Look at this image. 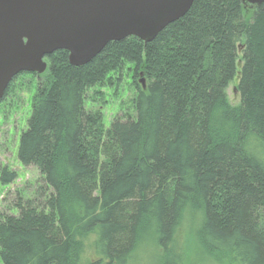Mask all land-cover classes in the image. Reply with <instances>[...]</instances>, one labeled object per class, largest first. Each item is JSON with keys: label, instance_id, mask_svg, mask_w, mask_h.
I'll list each match as a JSON object with an SVG mask.
<instances>
[{"label": "trees", "instance_id": "16d2710c", "mask_svg": "<svg viewBox=\"0 0 264 264\" xmlns=\"http://www.w3.org/2000/svg\"><path fill=\"white\" fill-rule=\"evenodd\" d=\"M46 60L17 155L53 193L0 214L3 264H137L149 252L158 264H264V3L194 0L148 43L111 41L83 66L67 50ZM125 72L135 115L107 127L88 106ZM23 75L36 74L17 75L0 106Z\"/></svg>", "mask_w": 264, "mask_h": 264}, {"label": "water", "instance_id": "95a60500", "mask_svg": "<svg viewBox=\"0 0 264 264\" xmlns=\"http://www.w3.org/2000/svg\"><path fill=\"white\" fill-rule=\"evenodd\" d=\"M194 0H0V101L23 72L44 73L47 56L69 52L83 66L111 41L148 43L182 18ZM257 8L264 0H241ZM143 88L145 89V83Z\"/></svg>", "mask_w": 264, "mask_h": 264}, {"label": "rangeland", "instance_id": "374dc122", "mask_svg": "<svg viewBox=\"0 0 264 264\" xmlns=\"http://www.w3.org/2000/svg\"><path fill=\"white\" fill-rule=\"evenodd\" d=\"M35 74L19 77L13 91L0 106V176L4 169L16 173L8 183L0 180V214L17 216L20 211L19 204L25 205L28 200H35L39 208H42L53 193V189L45 183L40 170L34 165H23L17 155L20 135L26 129L31 114L32 96L44 73ZM237 80L235 78L228 87L229 100L233 105L241 101L240 93L236 89ZM142 81L146 85L143 78L138 79L139 85L140 83L143 85ZM132 83L131 75L125 72L117 89L104 88L103 99L89 104V108L102 107L107 127L115 118H125L128 114L135 115L133 101L137 89ZM187 225L181 230L180 241L189 236ZM158 261L149 252L142 254L137 264H158ZM0 264H3L1 260Z\"/></svg>", "mask_w": 264, "mask_h": 264}]
</instances>
